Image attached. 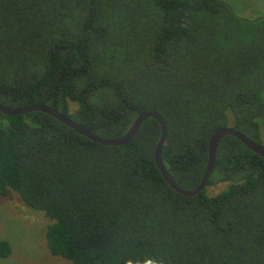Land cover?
I'll return each instance as SVG.
<instances>
[{"label":"trees","instance_id":"obj_1","mask_svg":"<svg viewBox=\"0 0 264 264\" xmlns=\"http://www.w3.org/2000/svg\"><path fill=\"white\" fill-rule=\"evenodd\" d=\"M245 8L0 0V104L47 105L106 139L156 111L164 165L192 189L218 128L264 145V8ZM159 136L153 117L103 145L43 111L0 112V196L43 211L49 252L72 264H264V157L226 136L206 187L185 196L154 161ZM10 252L0 240V258Z\"/></svg>","mask_w":264,"mask_h":264},{"label":"rangeland","instance_id":"obj_2","mask_svg":"<svg viewBox=\"0 0 264 264\" xmlns=\"http://www.w3.org/2000/svg\"><path fill=\"white\" fill-rule=\"evenodd\" d=\"M227 1L235 8L242 3L248 5L250 9L245 8V16H252L255 9L264 8V0ZM224 186L218 184L207 189L209 193H216ZM50 223L43 211L26 206L15 191L0 196V240H7L11 247L9 256L0 258V264H72L49 252L45 232Z\"/></svg>","mask_w":264,"mask_h":264},{"label":"water","instance_id":"obj_3","mask_svg":"<svg viewBox=\"0 0 264 264\" xmlns=\"http://www.w3.org/2000/svg\"><path fill=\"white\" fill-rule=\"evenodd\" d=\"M43 111L60 122L66 124L67 126L74 129L76 132H78L81 135H84L85 137L98 142L103 145H121L125 144L133 138V136L138 131L140 125L143 121H145L149 117L155 118L159 125H160V136L159 139L154 147V161L164 178V180L167 182V184L172 187L175 191L178 193L185 195V196H193L202 191L206 185L209 178V175L213 169L214 163H215V156H216V149L219 141L226 137V136H234L238 138L240 141L243 142L245 146H247L249 149L254 151L255 153L259 154L260 156L264 157V145L261 143H258L242 132L234 129L233 127H220L216 131H214L209 139L208 143V156H207V163L205 172L200 180V182L192 189L184 190L180 188L175 180L173 179L172 174L167 170L166 166L164 165L162 155H161V148L164 142L166 141L167 137V125L164 119L156 112V111H142L140 112L135 119L132 121L128 129L120 136L115 138H102L93 132L89 131L85 127L81 126L77 122L73 121L71 118L67 117L63 113H60L58 110L51 108L47 105L42 104H28L23 105L19 107H8L0 104V112L3 114H22V113H29L32 111Z\"/></svg>","mask_w":264,"mask_h":264}]
</instances>
